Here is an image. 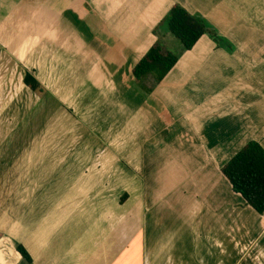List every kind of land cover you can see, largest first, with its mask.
<instances>
[{"label": "crops", "instance_id": "crops-1", "mask_svg": "<svg viewBox=\"0 0 264 264\" xmlns=\"http://www.w3.org/2000/svg\"><path fill=\"white\" fill-rule=\"evenodd\" d=\"M176 3L221 40L138 81ZM250 140L264 0H0V264H264V212L223 172Z\"/></svg>", "mask_w": 264, "mask_h": 264}, {"label": "trees", "instance_id": "trees-1", "mask_svg": "<svg viewBox=\"0 0 264 264\" xmlns=\"http://www.w3.org/2000/svg\"><path fill=\"white\" fill-rule=\"evenodd\" d=\"M171 33L178 38L186 50L192 49L196 42L209 34L215 41L221 38L215 29L198 14L190 13L181 4L176 3L164 18ZM179 56L168 51L160 43L154 44L134 69L135 77L141 81L151 74L157 81L162 80L174 67ZM25 82L34 91L43 93L44 88L30 74ZM223 172L232 184L233 190L240 193L246 204L258 212H264V147L258 140L247 142L223 167ZM19 251L29 260L31 257L23 247Z\"/></svg>", "mask_w": 264, "mask_h": 264}, {"label": "rangeland", "instance_id": "rangeland-1", "mask_svg": "<svg viewBox=\"0 0 264 264\" xmlns=\"http://www.w3.org/2000/svg\"><path fill=\"white\" fill-rule=\"evenodd\" d=\"M165 27L170 32L167 24H165ZM170 35H171V37L167 41L161 40V43L165 44L171 51H173L174 53L179 55L181 52V49H184V47H183L182 43L175 36H173V34H171V32H170Z\"/></svg>", "mask_w": 264, "mask_h": 264}]
</instances>
